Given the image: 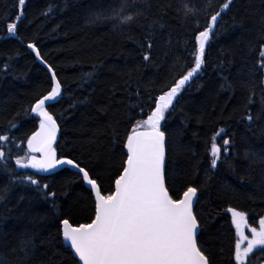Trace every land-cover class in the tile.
I'll list each match as a JSON object with an SVG mask.
<instances>
[{"label":"trees","instance_id":"1","mask_svg":"<svg viewBox=\"0 0 264 264\" xmlns=\"http://www.w3.org/2000/svg\"><path fill=\"white\" fill-rule=\"evenodd\" d=\"M225 2L25 0L20 6L0 0V135L9 137L0 142L3 264H80L63 242L61 220L80 224L95 214L80 173L64 167L44 174L16 164L40 126L31 108L53 87L28 44L62 85L61 97L47 106L59 126L58 155L76 161L110 194L124 167L128 133L194 66L195 37ZM126 16L133 19L124 23ZM10 23L16 24L11 34ZM262 50L264 0H231L206 43L202 68L162 124L166 186L173 198L197 189V242L209 264H237L228 209L244 213L252 227L264 218ZM214 136L220 147L215 168ZM247 264H264V248L254 249Z\"/></svg>","mask_w":264,"mask_h":264},{"label":"snow or ice","instance_id":"2","mask_svg":"<svg viewBox=\"0 0 264 264\" xmlns=\"http://www.w3.org/2000/svg\"><path fill=\"white\" fill-rule=\"evenodd\" d=\"M24 3L25 0H18L20 6ZM230 3L231 0H227L220 11L211 15L204 30L196 35L194 67L158 98L155 110L127 137L126 166L115 180L113 194L102 195L96 180L90 178L89 173L72 159L56 158V152L52 148L56 138V121L45 110L46 102L55 101L61 95V84L54 72L51 91L31 108V112L36 113L41 122L40 131L27 142L28 149L40 152L42 159L33 155L28 158L27 163L17 159L16 164L21 168L31 167L45 172L58 166H71L82 174L83 180L95 193V218L90 223L73 226L67 219L62 221L63 241L74 250L83 264H208L206 255L196 241L199 225L192 205L197 189L188 187L182 198L173 199L165 186V134L160 130V122L165 118V112L179 90L202 68L206 43L221 12L228 9ZM132 19V16H126L122 22L128 23ZM15 28V23L8 24L10 34L14 33ZM28 47L36 51L39 57L33 44ZM260 57L264 58V50L260 52ZM148 59L145 55L144 60ZM261 67L264 68V62ZM248 119L251 120L252 116L249 115ZM140 128L147 130L140 131ZM8 139L9 137L0 135V142ZM215 140L214 136L211 145L213 168L220 156V147ZM223 144L228 145L229 141L224 140ZM4 155L0 151V160ZM28 179L37 184L31 177ZM44 187L47 188V185ZM228 211L232 213V222L239 237L235 244V259L237 264H247L249 254L254 249L264 248V218L259 220V230L256 227L250 228L252 238L249 239L242 229V225L247 224L245 214L231 208ZM245 240L248 241L247 246L241 249V243ZM24 243L25 246L28 245V242ZM0 264L3 262L0 261Z\"/></svg>","mask_w":264,"mask_h":264},{"label":"water","instance_id":"3","mask_svg":"<svg viewBox=\"0 0 264 264\" xmlns=\"http://www.w3.org/2000/svg\"><path fill=\"white\" fill-rule=\"evenodd\" d=\"M30 44H32V43H30ZM29 45V44H28ZM34 45V44H33ZM35 46V45H34ZM31 50H32V52L35 54V56H36V58H37V60L41 63V64H43L48 70H49V72H50V74H51V76H52V73L54 72V70L52 69V67L41 57V55H40V52H39V50L37 49V47L35 46V49L39 52V57L36 55V51H33V49L32 48H30ZM55 73V72H54ZM196 74H194V76H195ZM55 76H56V74H55ZM193 76V77H194ZM193 77L190 79V80H192L193 79ZM56 79L58 80V78H57V76H56ZM59 81V80H58ZM189 82V81H188ZM188 82H186V83H188ZM60 83V82H59ZM53 86H54V82H53ZM179 93L180 92H178V94L176 95V97L174 98V100H173V103H172V105L170 106V107H172L174 104H175V102H176V100H177V98H178V96H179ZM61 94H62V85H61ZM164 94V93H163ZM163 94H161V95H163ZM161 95H159L158 96V98L161 96ZM44 97V96H43ZM43 97H41L40 99H42ZM61 97V95L55 100V101H52V102H46V104H45V110L50 114V115H52L48 110H47V106L49 105V104H51V103H53V102H56L59 98ZM158 98H157V100H156V103H157V101H158ZM39 100V99H38ZM37 100V101H38ZM36 101V102H37ZM35 102V103H36ZM35 103L33 104V106L35 105ZM32 106V107H33ZM156 107V106H155ZM155 110V108L153 109V111ZM32 114H33V116L36 118V119H38L39 121H40V118L37 116V114L36 113H33L32 112ZM52 117H53V119L56 121V119L54 118V116L52 115ZM165 119V118H164ZM164 119L160 122V130L162 131V132H164V130L162 129V124H163V122H164ZM41 122V121H40ZM56 126H57V131H56V138H55V140L53 141V143H52V148L55 150V152H56V158L57 159H70V158H68V157H60L59 155H58V153H57V150H56V147H55V145H56V142H57V140H58V137H59V126H58V123H57V121H56ZM138 128V127H137ZM140 131H145V130H147V129H145V128H140L139 129ZM38 131H40V126H39V128L36 130V132H38ZM36 132H34L29 138H28V140L36 133ZM132 134V131H130L129 133H128V135H127V137L129 136V135H131ZM164 134H165V132H164ZM127 137H126V140H125V151H126V159H127V148H126V143H127ZM28 140H27V142H28ZM164 145H165V156H164V164H163V175H164V180H165V166H166V134H165V140H164ZM26 148L28 149V143H26ZM29 150V149H28ZM30 151V150H29ZM31 152V151H30ZM33 154H36L37 156V159H42V154L40 153V152H32ZM126 159H125V161H126ZM73 160V159H72ZM74 161V160H73ZM76 162V161H75ZM77 163V162H76ZM78 164V163H77ZM126 165H125V163H124V167H125ZM64 167H68V168H70V169H72V170H74V171H76V172H78V170L77 169H75V168H72L71 166H68V165H64V166H58V167H56L55 169H52V170H50V171H47V172H45V171H39L40 173H44V174H49V173H52V172H54V171H57V170H59V169H61V168H64ZM80 167H82V166H80ZM29 168H31V167H29ZM82 168H84V167H82ZM31 169H34V168H31ZM85 169V168H84ZM35 170H37V169H35ZM86 170V169H85ZM38 171V170H37ZM87 171V170H86ZM122 171H123V169H122ZM122 171H121V173H122ZM88 172V171H87ZM79 173V172H78ZM89 173V172H88ZM120 173V174H121ZM81 174V173H80ZM82 175V174H81ZM89 176H90V178H92L91 177V175L89 174ZM120 176V175H119ZM119 176L116 178V179H118L119 178ZM93 179V178H92ZM115 179V180H116ZM84 181V180H83ZM84 183H85V185L91 190V187H90V185H88L85 181H84ZM97 185H98V183H97ZM165 186H166V180H165ZM98 187H99V189H100V186L98 185ZM190 187H192V186H190ZM166 188H167V186H166ZM168 189V188H167ZM187 190V189H186ZM186 190H184V191H186ZM100 191H101V189H100ZM169 191V190H168ZM183 191V192H184ZM91 192H92V195H93V199H94V201L96 200V198H95V193H94V191H92L91 190ZM115 192V182H114V189H113V191H112V193H110V194H105V193H103L102 191H101V194L102 195H105V196H107V195H111V194H113ZM183 192H182V194L180 195V197L179 198H182V196H183ZM169 194H170V192H169ZM171 195V194H170ZM197 195H198V191H197V193H196V196L193 198V205H192V210H193V214L195 215V213H194V206H195V203H196V200H197ZM173 198V197H172ZM179 198H173V199H179ZM95 218V214H94V217L92 218V220ZM64 219H62L61 220V232H62V227H63V225H62V221H63ZM68 220V219H67ZM92 220H90L89 222H84V223H80V224H86V223H90ZM198 221V220H197ZM70 222V221H69ZM71 223V222H70ZM72 224V223H71ZM80 224H72L73 226H78V225H80ZM198 225H199V223H198ZM199 231H200V226H199ZM199 231H198V234H199ZM198 234H197V236H198ZM197 236H196V241H197ZM63 239V238H62ZM64 242V241H63ZM64 244L65 245H67V246H69L66 242H64ZM197 245H198V242H197ZM199 247V246H198ZM70 248V247H69ZM71 249V248H70ZM71 251L73 252V255L78 259V261H79V257L74 253V250H72L71 249ZM207 257V256H206ZM208 259V258H207ZM79 263L80 264H83V262L82 261H79ZM208 264H209V261H208Z\"/></svg>","mask_w":264,"mask_h":264},{"label":"rangeland","instance_id":"4","mask_svg":"<svg viewBox=\"0 0 264 264\" xmlns=\"http://www.w3.org/2000/svg\"><path fill=\"white\" fill-rule=\"evenodd\" d=\"M203 66V65H202ZM194 67V66H193ZM182 89V88H181ZM181 89L179 90V92L181 91ZM169 108H171V107H169ZM167 112V111H166ZM166 112H165V114H166ZM147 119V118H146ZM145 119V120H146ZM144 121V120H143ZM142 121V122H143ZM142 122H140V124L142 123ZM139 126V125H138ZM137 126V127H138ZM136 127V128H137ZM27 149V148H26ZM33 155H35V156H37L36 154H33L32 152H30L28 149H27V151H26V153L20 158L23 162H25V163H27L28 162V158L30 157V156H33ZM252 226H249L248 225V222H247V224L246 225H242V229H243V231H244V235L245 236H248V238L249 239H251L252 237H251V234H250V228H251ZM258 230H259V225L258 226H255ZM236 231H237V229H236ZM238 239H239V237L237 236V241H238ZM247 243H248V241L247 240H245V241H243L242 243H241V249H243L244 247H246L247 246ZM258 248V247H257Z\"/></svg>","mask_w":264,"mask_h":264},{"label":"bare ground","instance_id":"5","mask_svg":"<svg viewBox=\"0 0 264 264\" xmlns=\"http://www.w3.org/2000/svg\"><path fill=\"white\" fill-rule=\"evenodd\" d=\"M30 49V48H29ZM31 50V49H30ZM32 51V50H31ZM35 55V54H34ZM52 77V76H51Z\"/></svg>","mask_w":264,"mask_h":264}]
</instances>
